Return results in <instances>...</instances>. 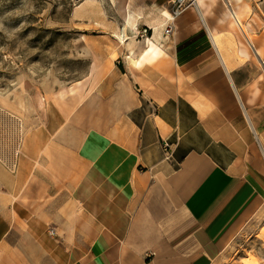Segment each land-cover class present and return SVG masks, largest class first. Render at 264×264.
<instances>
[{
    "label": "crops",
    "instance_id": "1",
    "mask_svg": "<svg viewBox=\"0 0 264 264\" xmlns=\"http://www.w3.org/2000/svg\"><path fill=\"white\" fill-rule=\"evenodd\" d=\"M243 1L199 0L204 26L188 27V13L172 36L147 38L159 56L135 52L124 69L55 95L25 139L32 172L14 207L57 211L21 200L58 179L49 164L63 156L78 164L66 209L77 214L66 224L94 234L44 254L64 264H213L264 213V17H243ZM150 2L165 14L166 0ZM233 14L261 26L243 28ZM24 219L39 235L52 224Z\"/></svg>",
    "mask_w": 264,
    "mask_h": 264
},
{
    "label": "rangeland",
    "instance_id": "2",
    "mask_svg": "<svg viewBox=\"0 0 264 264\" xmlns=\"http://www.w3.org/2000/svg\"><path fill=\"white\" fill-rule=\"evenodd\" d=\"M144 1L0 0V264H64V259L44 253L69 251L94 234L92 228L66 224L71 223L73 213L66 211L73 203V181L67 178L78 164L63 156L49 164L52 177L57 174L58 179L37 184L35 197L30 185L21 200L31 204V209L36 203L56 205L57 211L17 212L14 206L23 191L21 177L32 172L23 153L25 139L46 121L48 106L58 92L96 76H110L116 67L124 69L131 53H142L145 49L139 50V44L155 32L162 31L166 38L165 26L174 16L173 0H166L164 15L158 5ZM236 6L243 17L256 10L264 17V0H244ZM197 8L198 4L193 5L176 18L177 25L192 13L186 25L204 26ZM261 21L244 18L242 27L257 29ZM145 28L148 37L142 35ZM89 86L87 92L96 85ZM33 216L36 221L51 216L52 224L42 235L41 229L32 228L24 219ZM213 264H264V213Z\"/></svg>",
    "mask_w": 264,
    "mask_h": 264
},
{
    "label": "built area",
    "instance_id": "3",
    "mask_svg": "<svg viewBox=\"0 0 264 264\" xmlns=\"http://www.w3.org/2000/svg\"><path fill=\"white\" fill-rule=\"evenodd\" d=\"M198 0H173V6H174V16L169 19V22L166 24L165 29H164V35L166 37L172 36L174 33L176 26H175V19L181 16L189 7L193 5H197ZM148 34V29L145 28L143 30L142 35L147 36ZM165 148H168V144H164ZM50 235H55V232L51 231Z\"/></svg>",
    "mask_w": 264,
    "mask_h": 264
},
{
    "label": "bare ground",
    "instance_id": "4",
    "mask_svg": "<svg viewBox=\"0 0 264 264\" xmlns=\"http://www.w3.org/2000/svg\"><path fill=\"white\" fill-rule=\"evenodd\" d=\"M198 3H199V0H198ZM233 15L236 17V21L239 23V25L242 26V19H243L242 16L240 14H233ZM138 48L139 50H142L143 48L145 49L143 53V57L148 56V55L152 57H157L160 54L159 48L156 46V44L151 39H146L143 42H141ZM136 55L137 54L135 52H132L131 57L136 58ZM40 104L41 106H43L44 100H41Z\"/></svg>",
    "mask_w": 264,
    "mask_h": 264
}]
</instances>
